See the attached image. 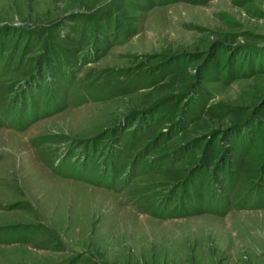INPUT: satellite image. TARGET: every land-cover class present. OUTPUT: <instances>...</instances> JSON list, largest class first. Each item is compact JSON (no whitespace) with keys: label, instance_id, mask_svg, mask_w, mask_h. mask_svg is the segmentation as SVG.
Wrapping results in <instances>:
<instances>
[{"label":"rangeland","instance_id":"374dc122","mask_svg":"<svg viewBox=\"0 0 264 264\" xmlns=\"http://www.w3.org/2000/svg\"><path fill=\"white\" fill-rule=\"evenodd\" d=\"M0 264H264V0H0Z\"/></svg>","mask_w":264,"mask_h":264}]
</instances>
